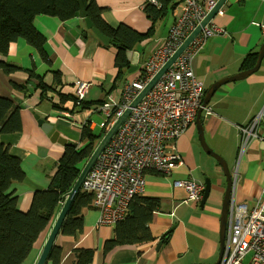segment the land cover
<instances>
[{"label":"crops","instance_id":"crops-1","mask_svg":"<svg viewBox=\"0 0 264 264\" xmlns=\"http://www.w3.org/2000/svg\"><path fill=\"white\" fill-rule=\"evenodd\" d=\"M97 4L104 9L102 17L111 27L124 24L140 34H146L152 26L143 11L144 0H97ZM222 10L224 14L217 15L213 23L226 33L209 38L192 62L193 72L203 83L205 93L215 83L244 71L241 67L246 56L258 52L264 42V0H227ZM169 13L173 14L168 12L156 24V29ZM172 17L166 32L160 36L155 33L152 39L135 46L134 52L139 53L140 59L141 53H144L139 65L164 45L174 23V14ZM34 27L46 40L44 49L47 59H43L39 51L24 39L11 44L7 56H0V61L19 68L10 75L0 73V94L12 98L20 106L22 130L4 136L2 140L10 153L21 160L27 176L23 183L14 186L21 212L30 209L35 191L49 188L65 150V146L51 142L36 117L53 125L61 137L76 144L77 148L83 146L80 126L72 125L64 118V113L68 111L53 108L56 93L49 92L46 97H41L42 90L36 87L37 78L32 75L50 85L57 83L58 75L62 87L58 85L57 90L64 87V93L73 94L72 87L89 84L83 102L87 109L97 108L100 103L109 100L119 103L123 88V84L118 87L121 80L114 65L115 49L104 47L86 29L84 20L75 18L60 22L53 17L40 16L35 18ZM67 27L79 29L81 34L76 36ZM134 73L129 74L132 75L131 80ZM65 106L71 109L73 104L68 102ZM206 108H210L213 114L207 116L203 111L200 116L205 141L227 161L233 179L237 178L233 196L251 211L264 201V141L250 143L242 156L237 176L234 173L237 166L233 170L229 164L238 159L242 139L238 127L249 125L264 110V59L253 75L220 87ZM75 113L80 122H84L86 112ZM96 115L99 114L91 115V121ZM94 128L93 123L90 130ZM259 133L264 136V127L259 129ZM175 145L181 164L170 175L157 171H149L145 175L146 186L142 197L157 199L160 204L149 225L154 239L115 248L102 257L105 242L114 238V227H97L98 211L86 210L83 212L84 233L77 238L67 237L59 245L65 252L62 264H73L72 251L75 248L94 249V264L217 262L226 178L219 163L203 150L196 120L176 140ZM188 180L204 185L206 180L211 182V192L203 208L201 201L189 200L185 188L174 186L176 181ZM168 233L170 235L166 240L163 237ZM46 239L37 244L24 264L37 262ZM160 241L163 243L158 246Z\"/></svg>","mask_w":264,"mask_h":264},{"label":"built area","instance_id":"built-area-1","mask_svg":"<svg viewBox=\"0 0 264 264\" xmlns=\"http://www.w3.org/2000/svg\"><path fill=\"white\" fill-rule=\"evenodd\" d=\"M171 1L177 3V7L173 11L174 23L164 45L140 63L132 80L124 81L120 102L109 100L97 108L86 110L84 122H80L75 112L64 113L66 120L72 125L78 124L82 130L93 124L92 114L105 117L101 127L106 135L125 112L131 110L100 153L82 185V191L93 196L92 208L99 213L97 227H115L125 220L131 203L145 192L147 172L170 175L181 164L175 142L185 134L203 108L205 88L195 76L192 62L209 38L226 33L215 26L213 20L201 29L147 95L131 108L145 87L219 2ZM151 3L159 7L156 0ZM223 14L221 8L217 15ZM89 86L84 83L77 85L75 106L83 105ZM203 111L207 116L213 114L210 108L205 107ZM261 127H264V110L249 125L238 127L242 139L234 172L236 176L250 143L264 141V136L259 133ZM174 186L185 188L190 201L200 202L204 197L205 185L195 180L176 181ZM250 254V264H264V201L249 211L246 204L236 201L233 196L220 264H241Z\"/></svg>","mask_w":264,"mask_h":264},{"label":"trees","instance_id":"trees-1","mask_svg":"<svg viewBox=\"0 0 264 264\" xmlns=\"http://www.w3.org/2000/svg\"><path fill=\"white\" fill-rule=\"evenodd\" d=\"M152 0H144V13L152 26L146 34H140L127 25L121 24L114 28L107 24L102 15L103 8L97 0H83L87 18L94 28L111 40L109 47H115L114 65L118 70V79L130 69L127 58L128 51H134L135 46L145 40L152 39L156 33V24L174 11L176 3L171 0H156L159 7L152 5ZM80 7L78 0H0V56H7L11 44L24 39L30 46L39 51L43 59H47L44 49L46 40L34 27L36 17L48 16L60 22H68L76 18ZM106 47L105 45H103ZM258 58V52L250 53L242 63V70L252 69ZM19 68L0 61V73L10 75ZM37 78L36 87L42 90L41 97L47 93H56L57 99L53 108L58 111L86 110V104L81 107L74 105V93H64L60 77L57 75L55 85ZM62 87V86H61ZM72 102L71 109L65 104ZM103 103H100L102 105ZM19 104L10 97L0 94V264H24L31 252L41 241L44 242L51 231L55 220L64 204L66 197L74 188L83 168L94 152L97 140L105 136V131L95 135L89 127L82 130L80 148L65 146L58 170L47 190L35 191L30 209L21 212L18 207L19 197L14 186L26 180V173L21 160L10 153L9 147L3 142V137L14 135L22 130ZM93 196L81 190L61 228V236L77 238L84 233L83 212L92 210ZM159 201L153 198L137 197L129 206V214L124 221L114 227V238L105 242L101 256L105 257L115 248L149 242L151 235L150 223L159 209ZM169 233L163 238L168 239ZM165 240V241H166ZM73 264H94L96 251L90 248H75L72 251ZM64 249L55 245L46 264H62Z\"/></svg>","mask_w":264,"mask_h":264},{"label":"water","instance_id":"water-1","mask_svg":"<svg viewBox=\"0 0 264 264\" xmlns=\"http://www.w3.org/2000/svg\"><path fill=\"white\" fill-rule=\"evenodd\" d=\"M227 2V0H219L217 6L212 10V12L207 16V18L202 22L201 26H199L192 35L184 42V44L181 46V48L177 51V53L169 60V62L162 68V70L151 80V82L145 87V89L141 92V94L138 96V98L134 101V103L131 105L132 107H135L142 98L147 95V93L154 87V85L161 79V77L167 72V70L170 68V66L177 60V58L183 53V51L189 46V44L195 39V37L201 32V29L206 26L211 20H213L218 11L224 6V4ZM78 4L80 7L79 12L76 14V18L82 19L85 22L86 29L91 31L100 41L103 45L106 47H109L111 45V40L104 36L100 31H98L96 28H94L92 22L87 18V14L84 9L83 0H78ZM68 30L72 31V33L76 36L81 34V31L79 29L71 30L70 27H67ZM127 58L128 62L130 64V69L128 71L129 74L134 73L139 68V62H140V55L138 52L134 51H128L127 52ZM264 59V42L261 45V47L258 50V58L255 66L252 69L244 70L242 72H239L238 74L232 76L231 78H227L224 80H221L217 83H215L211 88H209L204 97L203 101V108L199 111L196 123L198 126V133H199V139L201 142V145L203 147V150L212 156L222 167L223 174L227 181V187L226 192L224 196V202L222 207V214H221V231H220V252L218 256V260L215 264H220L223 252L225 249V242H226V231H227V221H228V213L230 209V203L233 198L234 193V179L232 176L231 171L228 168V165L226 161L219 155H217L206 143L204 134H203V128L200 123V116L203 112V109L209 104L212 97L215 95V93L222 87L223 85H226L228 83L242 81L249 76L256 73L262 64V61ZM131 110H127L125 114L120 118L116 124L111 128V130L100 140L98 146L95 148L92 156L86 163L85 167L83 168L74 188L72 191L68 194L66 197V200L64 204L61 207V210L59 211V214L55 220V223L49 232L47 239L44 243V246L42 248V251L40 253V256L35 264H46L50 253L52 249L56 245V240L58 236L61 233V228L63 226V223L70 212V209L72 208L77 196L82 190L83 182L88 175L89 171L93 167L94 163L96 162L97 158L99 157L100 153L104 150L106 145L109 143L111 138L114 136V134L119 129L120 125L123 123V121L130 115ZM38 121V125L42 128L43 132L47 134V136L50 138L51 142L58 143L62 146H76V144H73L72 142L68 141L66 138L61 137V134L53 125H50L43 120L36 117ZM211 192V182L209 180L205 181V191H204V197L201 201V207L203 208L207 199L209 198ZM163 241L159 242L158 246H161Z\"/></svg>","mask_w":264,"mask_h":264},{"label":"rangeland","instance_id":"rangeland-1","mask_svg":"<svg viewBox=\"0 0 264 264\" xmlns=\"http://www.w3.org/2000/svg\"><path fill=\"white\" fill-rule=\"evenodd\" d=\"M172 16H173V14L172 13H169L168 16L163 21H161L158 24V28L156 29V34L158 36L162 35L163 32H166L167 31V29L169 28V26L171 25V22L173 20V17ZM110 48L115 49V47H110ZM115 51H116V49H115ZM143 56H144V53H141V59H140L141 61L143 59ZM134 75H135V73H134ZM130 76H132V75H129L128 72L125 73L124 76H123V78L121 79V81L118 83V87H120L125 80L130 79L131 78ZM86 110H88V109H86ZM86 110H84V111L86 112ZM105 120H106L105 117L100 116V115H96V118H92V122L95 125V128H94V130L92 132L95 135H98V134L102 133L101 123L105 122ZM97 141L98 142L95 144L94 150H95V148L98 146V144L100 142L99 140H97ZM83 145H84V142H83ZM226 163H227V161H226ZM227 165H228V163H227ZM229 165H230L229 166L230 169H233L234 170V168L237 166V159L235 160V162L233 164H229ZM240 165H241V163H240ZM66 238L67 237H64V236L59 235L58 238H57V240H56V245H60ZM251 257H252L251 254L248 255L246 257V259L243 261V264H250Z\"/></svg>","mask_w":264,"mask_h":264}]
</instances>
